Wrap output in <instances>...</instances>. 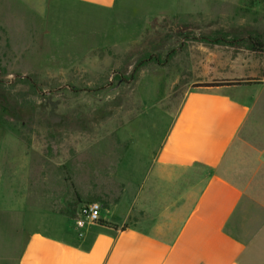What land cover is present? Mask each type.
Listing matches in <instances>:
<instances>
[{
  "label": "rangeland",
  "instance_id": "374dc122",
  "mask_svg": "<svg viewBox=\"0 0 264 264\" xmlns=\"http://www.w3.org/2000/svg\"><path fill=\"white\" fill-rule=\"evenodd\" d=\"M34 1L35 7L19 8L0 0V193L5 206L19 196L20 185L28 186L29 177L39 206L60 211L66 204L64 211L74 219L80 201L102 206L113 201L119 193L113 171L131 142L127 137L135 138L139 150L145 145L156 150L186 87L207 79L208 47L203 45L208 30L245 34L231 39L238 46L223 52L244 66H223L217 73L261 84L255 94L262 103L256 105L264 111V0H202L194 14L201 19L192 22L144 17L146 11L185 12L188 0L145 1L128 10L133 18L122 26L106 10L70 0H48L44 6ZM205 15L221 19L208 23ZM186 42L197 45L186 49ZM254 42L263 48L256 50ZM186 55L198 66L182 65ZM211 67L209 81L217 79L213 70L220 68ZM46 192L52 193L51 206L43 199ZM21 221L20 214L0 210V259H7L0 264H16Z\"/></svg>",
  "mask_w": 264,
  "mask_h": 264
},
{
  "label": "crops",
  "instance_id": "0c3cea01",
  "mask_svg": "<svg viewBox=\"0 0 264 264\" xmlns=\"http://www.w3.org/2000/svg\"><path fill=\"white\" fill-rule=\"evenodd\" d=\"M11 1L19 8L37 5L33 0ZM40 1L39 6L48 3ZM70 1L117 15L115 23L122 26L132 20L134 14L127 12L134 5L155 0ZM212 1L219 0H208ZM188 2L190 10L185 12L146 11L144 17L201 19L194 14L204 1ZM14 15L19 23L20 11ZM204 17L208 23L221 19ZM207 34L203 45L208 47L207 79L199 84L243 80L219 78L217 72L223 66H244L223 52L238 46L231 39L245 34L218 29ZM194 45L186 42L183 47ZM182 65L198 63L188 57ZM211 66L220 68L213 70L217 79L209 81ZM193 86L186 87L156 150L147 145L139 150L132 143L135 138L127 137L131 142L113 171L119 193L102 206L99 222L86 225L83 236L78 235L76 219L64 211L66 204L60 211L37 204L33 178L27 180L28 186L23 184L27 190L21 192L19 186L12 205L5 206L0 193V210L22 217L16 264H264V111L256 105L262 99L255 94L261 84ZM107 190L112 193L114 187ZM43 199L51 206L52 193H43ZM83 202L73 210L76 218ZM0 261L7 259L2 256Z\"/></svg>",
  "mask_w": 264,
  "mask_h": 264
},
{
  "label": "built area",
  "instance_id": "2783aa9c",
  "mask_svg": "<svg viewBox=\"0 0 264 264\" xmlns=\"http://www.w3.org/2000/svg\"><path fill=\"white\" fill-rule=\"evenodd\" d=\"M102 205L99 202H91L85 205L76 219V230L79 236L84 235V229L88 223H97L101 219Z\"/></svg>",
  "mask_w": 264,
  "mask_h": 264
},
{
  "label": "trees",
  "instance_id": "16d2710c",
  "mask_svg": "<svg viewBox=\"0 0 264 264\" xmlns=\"http://www.w3.org/2000/svg\"><path fill=\"white\" fill-rule=\"evenodd\" d=\"M254 48L257 49H262L263 46L260 42H254ZM30 84L32 85V88L35 90V92H40V88L35 84L32 83L31 81H29ZM253 84V82H245L243 80H235V81H225V82H213V83H202V84H198L196 87H217V86H235V85H250ZM104 225H108V226H112L111 224H108L106 222H100ZM113 227H117V226H113Z\"/></svg>",
  "mask_w": 264,
  "mask_h": 264
}]
</instances>
